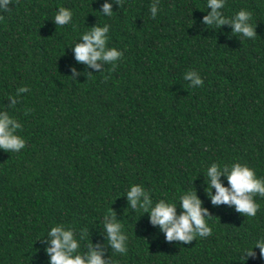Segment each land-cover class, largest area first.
<instances>
[{"label":"trees","instance_id":"16d2710c","mask_svg":"<svg viewBox=\"0 0 264 264\" xmlns=\"http://www.w3.org/2000/svg\"><path fill=\"white\" fill-rule=\"evenodd\" d=\"M208 3L12 0L0 10V117L21 124L14 134L26 142L19 152L0 149V264H50L56 226L73 232L72 255L86 261L95 250L107 264H264L255 247L264 197L246 217L213 205L206 191L213 163L221 171L240 163L264 179V0H225L224 25L204 23ZM60 7L73 13L62 27ZM244 10L255 38L234 32ZM106 25V48L122 57L98 68L77 61L82 36ZM133 185L150 208L176 203L177 216L179 196L195 191L212 234L168 241L150 211L131 207ZM110 212L128 237L125 254L108 243Z\"/></svg>","mask_w":264,"mask_h":264},{"label":"clouds","instance_id":"9594fccd","mask_svg":"<svg viewBox=\"0 0 264 264\" xmlns=\"http://www.w3.org/2000/svg\"><path fill=\"white\" fill-rule=\"evenodd\" d=\"M117 3H120V0H117ZM11 4L12 0H0V10L9 11L8 6ZM224 6L225 0H209L208 7L212 8V13L204 18V23L208 25H213L214 21L218 25L228 23V20L221 18L218 11ZM103 12L111 16V4H104ZM151 13L153 19H155L158 13L156 3L152 4ZM72 15L70 9L60 7L54 17L55 23L59 27L65 26L72 21ZM251 18L252 14L250 12L240 11L236 19L232 21L234 32L236 34L242 33L248 38H255V27L248 23ZM108 33L109 26L106 25L105 27H95L84 34L82 36L84 43L77 44L74 49L76 60L96 68L99 67L97 61L112 62L119 60L123 55L122 52L117 51L115 48L111 50L106 48L109 39ZM73 71L75 70L73 69ZM193 75L195 73L186 78H191ZM194 83L202 86L203 80L197 78ZM28 90L27 87L20 89V91ZM10 125H12L11 128ZM21 127V124L15 123L14 119H10L8 115L0 117V149L19 152L26 146L25 140L14 134ZM222 175L227 176L230 187L223 186L220 180ZM207 176L209 180L206 181L208 183L206 191L213 205H234L236 210L246 217L256 216L259 205L255 202L254 197L257 195L264 197V179H258L254 170L246 165L234 163L231 166L225 165L221 171L220 166L213 163L207 169ZM213 188L216 190L215 195H212ZM141 196H144L142 203L140 202ZM127 197L132 208H137L139 204V208L143 209L144 212L150 211L151 224L158 225L166 234L168 241L191 242L196 236L208 237L212 234V229L206 221V217L210 216L207 209L202 208V202L195 191L183 193L179 196V206L182 208V214L179 216H177V205L174 202L165 203L161 200L155 207L150 208L151 200L148 199L140 186L133 185L127 193ZM105 229L108 243L115 253L125 254L127 252L128 237L122 233V225L115 222L114 213L110 212V218L105 224ZM49 235L52 237L51 247H48L46 251L51 258L50 264H107L102 259V253L95 250L89 253L87 261L81 255L73 257L72 254L77 251L79 244L73 238L71 230L65 231L62 227L56 226L52 227ZM255 247L260 249V257L264 258V240L257 241ZM255 255L253 249H247L244 253L246 258H254Z\"/></svg>","mask_w":264,"mask_h":264}]
</instances>
